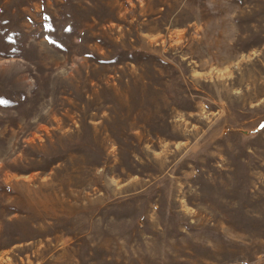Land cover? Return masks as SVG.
Segmentation results:
<instances>
[{"label": "rangeland", "instance_id": "obj_1", "mask_svg": "<svg viewBox=\"0 0 264 264\" xmlns=\"http://www.w3.org/2000/svg\"><path fill=\"white\" fill-rule=\"evenodd\" d=\"M0 264H264V0H0Z\"/></svg>", "mask_w": 264, "mask_h": 264}]
</instances>
